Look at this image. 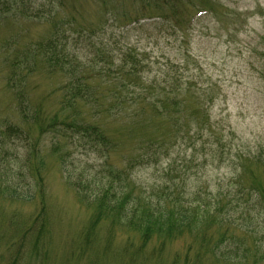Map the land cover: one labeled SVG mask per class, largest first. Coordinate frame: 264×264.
Wrapping results in <instances>:
<instances>
[{
	"label": "rangeland",
	"instance_id": "obj_1",
	"mask_svg": "<svg viewBox=\"0 0 264 264\" xmlns=\"http://www.w3.org/2000/svg\"><path fill=\"white\" fill-rule=\"evenodd\" d=\"M201 3L211 6L216 14L199 17L193 30L188 31V40L193 54L199 58L215 51L209 59L216 65L210 67L206 62L205 66L221 94L215 96L218 99L210 106V118L213 128H225L226 141L217 148L206 132H193L196 137L189 142L182 129L180 138L189 148L177 146L169 159L147 168L131 169V186L127 191V197L138 205H147L145 199L158 209L161 197L168 193L164 189L168 183L167 164L176 158L185 160L189 170L178 181L185 195L175 196L174 202L186 207V225L179 228L173 219L169 223L168 219L163 221L168 226L148 225L143 213H132L131 201L124 208V200L113 206L101 187L100 194L95 195L99 197L85 198L67 182L64 170L75 177L80 165L86 161L99 164V159L94 154L86 158L77 155L64 169L59 155L44 149L30 167L25 166L26 159L19 165L24 177L19 178L24 182L20 192L31 200H17L0 192V264H264V166L244 169L238 158V153L247 156L260 150L264 157V80L259 77L264 70V0H192L187 2L190 13L193 5ZM88 4L86 0H66L68 10L76 13ZM238 16L243 20L248 17L245 24H240L244 29L236 26ZM222 21H226V27ZM157 28L145 31L140 47L158 56L166 52L165 42L173 36ZM44 29L32 22H0V120L13 117L16 106L14 93L5 84L13 50L6 53L7 46L12 40L43 36ZM102 42L106 44V36ZM166 55L179 57L175 50ZM55 81L33 76L30 87L21 91L38 104L48 91L58 88L60 83ZM59 95L43 101L46 112L54 111V98L59 100ZM106 127L112 136L120 138L123 147L129 141L141 140L134 134L136 130L130 134L127 130L116 132L110 124ZM32 133L37 140L39 135L33 127ZM50 140H43L42 144L49 147ZM222 146L225 152L221 156L218 149ZM19 154L26 156L23 149H19ZM124 155L121 161L117 157L112 161L123 167ZM11 166L15 167L13 163ZM85 169L93 174L96 168ZM26 184H30L29 193ZM250 184H255L258 193L252 194ZM214 198L222 207L213 208ZM198 203L205 204L208 211L201 212ZM151 207L147 208L154 211Z\"/></svg>",
	"mask_w": 264,
	"mask_h": 264
},
{
	"label": "trees",
	"instance_id": "obj_2",
	"mask_svg": "<svg viewBox=\"0 0 264 264\" xmlns=\"http://www.w3.org/2000/svg\"><path fill=\"white\" fill-rule=\"evenodd\" d=\"M27 9L24 1L0 0V19L7 18L9 15L15 18L28 19ZM36 16H38L39 19L43 18L40 15ZM61 17L62 19L64 18V16ZM66 20L68 19L65 18L63 22L58 21V23H56L54 17L48 14L46 22L50 23V25H48L49 32L46 36L33 39L22 38L19 42L12 40L11 45L7 46L6 49V53H8L9 49L13 48L11 53L13 58L10 60L11 64L9 66L11 76L8 75V79L11 78L12 84L9 90L14 92V97L16 99V115L13 120L9 118L0 120V158L3 157L4 161L10 158V162H3L0 164V192H5L10 198L21 201L31 200L30 196L25 197L24 194L20 192V185L18 187L14 185L18 183H12L13 177L16 180L20 175L18 176L17 173H15L14 167H11L10 164L11 159L17 158V154L11 149V141L19 140L20 137L26 136V157L28 159L26 165L28 166H31L32 160L42 152L38 139H34V136L31 135L32 127L37 131L39 137L42 136V139L48 134L56 137L54 143H50L53 154L59 150L60 142L64 141L65 137L69 136V134L80 135L81 138L74 137L79 141L88 139L89 142H103L102 145L108 153H122V143L119 142V140L117 142V140L110 138L105 125H103L100 120L86 121L82 113L84 111L88 113L91 112L92 117L100 119L101 115L105 117L106 115H110V110H117V112H119L120 109L124 108V110H131V116L137 118L138 111L131 108H136L138 104L140 105L147 100L146 96L135 98L133 92L128 93L130 86L140 88L142 85V79L139 75L145 68L142 60L139 62L133 55L129 56L130 63L119 67L115 75L117 78L109 80L118 82L120 84L119 88H112L109 86L110 89L105 92L94 80L93 73L89 70L92 66L90 64L84 65L78 59V56L68 49L66 42L62 40L64 38L62 37L63 34H66L67 31H72V27H81L76 24L75 15L73 20L69 21L70 23L65 22ZM61 23L68 25L64 24L61 26ZM64 26H67V28L61 32V27ZM89 28L81 29V31H88L90 30ZM16 51L18 52L15 53ZM99 52L100 50L95 53ZM102 59L105 58L102 57ZM38 73L40 76L47 77L49 80H56L55 82L60 83L56 92L51 90L45 94V96L47 94L49 95L44 101H47L55 94H60L58 104L54 111L48 110L46 112V107L44 109L42 101L36 104V102L31 99V95L21 91V89L26 90L25 86L30 87L31 83L29 84V80L32 78L31 75L38 77L39 75H35ZM90 75L91 77H89ZM128 81L130 82L128 85H122V82L126 83ZM148 86H151V84ZM148 94L150 98H156L154 101L155 103H165L167 107L168 102H165V99H157V96L151 95V90ZM105 97H107L106 100H104ZM124 97L125 99L129 98V100L126 102L122 101L121 99ZM158 117L164 118L163 115H158ZM6 119L9 122H6ZM13 121H19V126L12 124ZM145 144L146 145L138 144V148L140 147V150L144 151L137 159L139 163L143 162L146 156H150L146 158L149 161L157 156V151L154 153L157 144L151 140ZM158 145V148L162 147L161 144ZM65 173L67 182L78 193H82L85 198L98 195L102 189H104L109 197L108 202L113 206H117L120 200H124L122 204V208H124L127 205L126 202L130 201V199H126L125 195L114 192L105 184L92 182V180L86 182L82 173L77 174L75 177H72L67 171ZM6 178L8 179L7 184L10 183L9 186L4 185L6 184ZM29 185L30 184L26 186L28 193L30 191V189H28ZM254 185L255 184H253V186ZM143 200L147 202V205L146 203L138 205L135 201H131L132 203H130V205L134 207L132 211L133 214L139 215L143 213L142 218L144 217L146 219L148 225L160 224L162 226H168V223L173 219L176 224L178 223L177 226L180 228L185 226L188 222V218L185 214L189 213H185V208L173 204L174 200L172 201L174 206H170V204L165 207L158 206V209L151 207L152 205L147 200ZM148 206L154 211L147 208ZM218 207L222 206L219 202H216L213 208ZM205 211L208 210L206 208L201 210L203 213H206ZM158 219H160V221H157ZM165 219H168L167 224L163 222ZM224 221L227 222L225 219Z\"/></svg>",
	"mask_w": 264,
	"mask_h": 264
},
{
	"label": "bare ground",
	"instance_id": "obj_3",
	"mask_svg": "<svg viewBox=\"0 0 264 264\" xmlns=\"http://www.w3.org/2000/svg\"><path fill=\"white\" fill-rule=\"evenodd\" d=\"M184 175H186V172L185 173H183Z\"/></svg>",
	"mask_w": 264,
	"mask_h": 264
}]
</instances>
